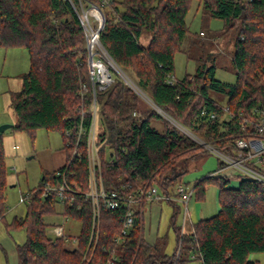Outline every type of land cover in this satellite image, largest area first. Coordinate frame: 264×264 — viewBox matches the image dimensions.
<instances>
[{
  "label": "trees",
  "instance_id": "1",
  "mask_svg": "<svg viewBox=\"0 0 264 264\" xmlns=\"http://www.w3.org/2000/svg\"><path fill=\"white\" fill-rule=\"evenodd\" d=\"M194 1L0 0V48L24 47L30 59L21 90L11 94L17 115L14 127L32 137L39 129L58 131L65 140L66 130L77 128L83 112L86 123L91 120L89 52L80 16L96 5L105 18L99 39L116 65L172 120L226 151L233 141L222 138L238 130L239 120L233 129L221 122L223 105H230L236 113L244 109L247 114L256 106L264 108V0H197L204 16L225 23L223 32L238 29L232 50L236 81L217 80L214 65L206 62L195 74L168 85L167 75L175 74V54L182 51L189 33L186 18ZM146 34L151 36L148 45L143 40ZM97 102V144L108 190L129 193L156 185L162 193L171 194L174 182L189 171L187 159L208 152L117 74L109 87L97 92ZM212 112L218 118L208 120ZM177 165L183 171L170 175ZM52 175L31 190L25 216L6 223L8 231L25 230L27 234V240L16 246L20 264H107L113 251L119 256L113 264H256L252 255L264 253V184L260 182L245 179L231 187L223 178L197 180L193 189L199 198L209 182L217 184L220 210L200 219L183 236L177 226L181 208L168 201L174 208L171 227L178 246L169 255L159 245L161 238L155 242L145 239L139 215L130 234L116 243L125 210H103L98 240L90 246V205L81 210L62 208L59 213L56 197L42 193L43 181ZM7 185V167L0 154L1 219ZM53 215L79 222L77 243L47 236L45 219ZM86 254L92 256L89 261H84Z\"/></svg>",
  "mask_w": 264,
  "mask_h": 264
},
{
  "label": "rangeland",
  "instance_id": "2",
  "mask_svg": "<svg viewBox=\"0 0 264 264\" xmlns=\"http://www.w3.org/2000/svg\"><path fill=\"white\" fill-rule=\"evenodd\" d=\"M198 3L197 0L192 3L186 18L189 33L182 45V51L175 54V76L180 79L186 74L193 75L199 65L208 62L209 65H214V76L217 80L233 84L236 81V74L232 50L238 36V29L226 28L227 31L223 32L225 23L222 20L204 16ZM96 7V5H91L89 9L84 10L95 30L100 25L99 12ZM201 32L205 35H200ZM150 39V35L143 36L146 45L149 44ZM29 69L30 59L26 48H0V126L13 125L4 132H0V154L7 167L8 183L5 189L4 217L2 219L0 217V264H20L16 246L27 240V234L25 230L8 231L6 223H12L15 217L21 218L27 213V205L21 203V198L26 197L32 189L38 187L46 175L64 166L67 157L65 140L60 132L39 129L32 137L29 133L14 127L17 123V115L12 108L11 94L21 90L22 76ZM114 74L121 77L116 71ZM125 74L131 79L127 73ZM130 88L151 106L140 93L133 87L130 86ZM154 125L161 128L158 123ZM187 166L189 172L174 182L173 191L180 184L193 189L197 180L216 171L219 164L217 156L212 152H199L196 158L187 159ZM183 168L180 165L175 166L170 175L181 173ZM159 190L160 193L163 192L161 187ZM178 205L181 211L178 215L177 226L180 228L183 224L184 208L180 203ZM219 205V188L217 184L209 182L203 197L199 198L195 194L189 202L191 220L189 219L186 223V231L190 229L191 223L196 224L201 218L215 216L219 211ZM173 209V205L168 201L147 200L141 224L145 239L155 242L157 237L161 238L159 245L169 255H172L178 248L177 234L171 227ZM57 210L61 213L62 207L57 206ZM45 222L48 224L47 236L52 239L58 237L62 228L64 234L71 238L77 237L80 233L79 222L72 219L64 220L61 216L53 215L46 217ZM180 235L184 234L180 232ZM251 259L256 264H264V253L254 254ZM189 264H198V262L192 261Z\"/></svg>",
  "mask_w": 264,
  "mask_h": 264
},
{
  "label": "built area",
  "instance_id": "3",
  "mask_svg": "<svg viewBox=\"0 0 264 264\" xmlns=\"http://www.w3.org/2000/svg\"><path fill=\"white\" fill-rule=\"evenodd\" d=\"M99 19L100 25L95 30L91 26L89 16L86 13L80 16L89 52L88 69L93 93V101L88 111L91 112V120L86 123V112H83L77 128L74 131L66 130L65 148L69 153L66 157V162L64 166L53 173L50 179L44 180L42 186L43 195L55 196L58 205L62 208L76 207L81 210L85 205H90L92 216L90 246L93 241L98 240L101 216L104 209L112 211L125 210L122 218V231L115 240L116 243H121L135 227L138 215L142 224V215L147 200L180 203L184 208L183 224L181 226V232L184 234L187 227L186 223L190 219L189 202L195 194L194 189H189L182 184L175 191L172 190L171 194L160 193L156 185L129 193L106 189L103 179L102 160L97 144L99 119L97 92L106 89L115 81V71L124 78L129 86L140 93L153 108L177 125L199 147L217 156L219 167L208 176L223 178L228 181L231 187H238L245 179L264 184V108L256 106L252 109L251 114H247L244 109H240L236 113L232 111L230 105L224 104L222 109L224 114L221 122L228 123L233 129L234 124L239 120V125H236L238 130L232 132L226 138H222V140L233 141L232 145L226 146V151L215 147L213 143L203 140L167 116L132 79L117 67L100 42L99 35L104 26L101 14ZM200 34L202 36L205 35L204 32ZM165 82L168 85H174L177 82L175 74H168ZM202 115L206 116L207 111L203 110ZM217 118L218 114L212 112L209 114L208 120ZM109 162L113 163L114 161L109 159ZM83 167L85 170L82 169ZM31 195L32 192L30 191L26 197L21 198V203L29 205L31 203ZM69 219L68 216H64V220ZM60 237L74 244L78 240L77 237L66 236L63 228L57 238ZM90 258L92 256L86 254L84 261H89ZM118 259L119 256L113 251L107 264H113Z\"/></svg>",
  "mask_w": 264,
  "mask_h": 264
},
{
  "label": "water",
  "instance_id": "4",
  "mask_svg": "<svg viewBox=\"0 0 264 264\" xmlns=\"http://www.w3.org/2000/svg\"><path fill=\"white\" fill-rule=\"evenodd\" d=\"M96 9L100 12V14L102 16V20L104 22V16L102 14V11L98 7H96ZM12 126L13 125H11V124H3V125H1L0 126V132H4L5 130H7L8 128H11Z\"/></svg>",
  "mask_w": 264,
  "mask_h": 264
},
{
  "label": "crops",
  "instance_id": "5",
  "mask_svg": "<svg viewBox=\"0 0 264 264\" xmlns=\"http://www.w3.org/2000/svg\"><path fill=\"white\" fill-rule=\"evenodd\" d=\"M189 172V171H188ZM182 179V178H181ZM196 194V193H195ZM194 194V195H195ZM219 210H220V205H219ZM201 219H205V218H201ZM190 220H191V215H190ZM190 222V221H189ZM193 224L191 223L190 226H192ZM189 230V229H188ZM158 238V237H157ZM167 254V253H166Z\"/></svg>",
  "mask_w": 264,
  "mask_h": 264
}]
</instances>
